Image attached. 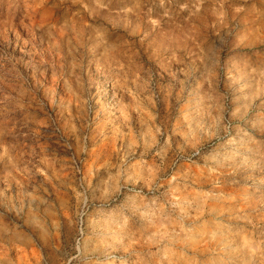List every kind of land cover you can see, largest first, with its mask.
Returning <instances> with one entry per match:
<instances>
[{"label":"rangeland","instance_id":"rangeland-1","mask_svg":"<svg viewBox=\"0 0 264 264\" xmlns=\"http://www.w3.org/2000/svg\"><path fill=\"white\" fill-rule=\"evenodd\" d=\"M0 264H264V0H0Z\"/></svg>","mask_w":264,"mask_h":264}]
</instances>
